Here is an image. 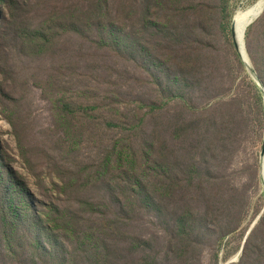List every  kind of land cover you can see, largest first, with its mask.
I'll return each instance as SVG.
<instances>
[{
	"label": "rangeland",
	"instance_id": "obj_1",
	"mask_svg": "<svg viewBox=\"0 0 264 264\" xmlns=\"http://www.w3.org/2000/svg\"><path fill=\"white\" fill-rule=\"evenodd\" d=\"M257 2L0 0V264H264Z\"/></svg>",
	"mask_w": 264,
	"mask_h": 264
},
{
	"label": "water",
	"instance_id": "obj_2",
	"mask_svg": "<svg viewBox=\"0 0 264 264\" xmlns=\"http://www.w3.org/2000/svg\"><path fill=\"white\" fill-rule=\"evenodd\" d=\"M263 11H264V5L256 13H254L253 15H251V17H249V20H248L247 25H246V27L244 29V32H243L244 53L240 52L241 56L243 57V60L247 64L248 70L250 71L251 75L257 80V83H259V84H260V80H259V78L257 76L256 69L254 68V66L252 64V61H251V58L249 56V53H248V50H247V46H246L245 37H246V32H247L248 27L250 25H252L257 20V18L260 16V14ZM233 33H234L235 40H236V27H235V24H233ZM262 89H264V88L262 87ZM260 154H261V157H262V171H261L262 180H261V182H262V185H263V188H264V142H263ZM241 250H242V248H241ZM235 260H237V258Z\"/></svg>",
	"mask_w": 264,
	"mask_h": 264
},
{
	"label": "bare ground",
	"instance_id": "obj_3",
	"mask_svg": "<svg viewBox=\"0 0 264 264\" xmlns=\"http://www.w3.org/2000/svg\"><path fill=\"white\" fill-rule=\"evenodd\" d=\"M264 5V0H258L256 6L247 12H239V14L234 19V24L236 27V42L238 44V49L240 52L244 53L243 46V32L249 20V17L256 13ZM261 171H262V158H261Z\"/></svg>",
	"mask_w": 264,
	"mask_h": 264
},
{
	"label": "trees",
	"instance_id": "obj_4",
	"mask_svg": "<svg viewBox=\"0 0 264 264\" xmlns=\"http://www.w3.org/2000/svg\"><path fill=\"white\" fill-rule=\"evenodd\" d=\"M150 107L151 108H154L156 106L154 104H152V105H150ZM109 125H112L113 126V124H111V123H109ZM0 169H1V165H0ZM12 186H13L12 183L5 185L4 186V192H3L4 193V195H3L4 196V200L6 201L7 205L6 206H3V210H2V214L0 216V220L6 226L8 225V211H7L8 208H7V206L9 207V209H11V211L13 209L17 210V205L14 204V196L13 195L11 196V194L9 196V192H10V190H12ZM23 191H25V188L23 190H21V193L22 194H23ZM25 192H27V191H25Z\"/></svg>",
	"mask_w": 264,
	"mask_h": 264
}]
</instances>
